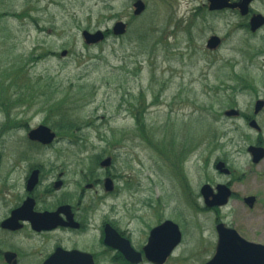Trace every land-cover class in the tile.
<instances>
[{
    "label": "rangeland",
    "instance_id": "obj_1",
    "mask_svg": "<svg viewBox=\"0 0 264 264\" xmlns=\"http://www.w3.org/2000/svg\"><path fill=\"white\" fill-rule=\"evenodd\" d=\"M143 1L136 16L131 0H0V144H24L43 124L70 166L99 169L113 153L129 155L141 192L123 199L144 200L149 224L161 210L181 225L171 264H202L218 223L264 244V159L253 164L247 151L264 147V110L253 113L264 98V28L253 35L237 25L240 15L198 8L207 0ZM253 8L264 15V0ZM196 9L202 15L192 27ZM117 21L127 23L124 35L85 42L84 30H112ZM212 33L227 37L217 52L206 48ZM231 109L254 115L262 130L225 115ZM67 116L80 129L52 126ZM219 161L230 175L217 171ZM206 183L233 191L218 211L204 204ZM250 195L252 208L244 202Z\"/></svg>",
    "mask_w": 264,
    "mask_h": 264
},
{
    "label": "flooded vegetation",
    "instance_id": "obj_2",
    "mask_svg": "<svg viewBox=\"0 0 264 264\" xmlns=\"http://www.w3.org/2000/svg\"><path fill=\"white\" fill-rule=\"evenodd\" d=\"M255 1L250 2L246 14L240 7L211 10L210 0L198 8L205 6L211 15L226 11L240 15L241 21L237 25L256 35L264 24L252 30V18L261 14L253 8ZM229 2L237 5L243 1ZM196 10L191 17L192 27L202 15ZM105 32L106 37L113 34L110 29ZM212 36L219 38L214 48L208 47ZM226 38L212 33L206 39V48L217 52ZM240 80L243 83L250 81L245 77ZM258 100L264 101V98L255 99V116L264 110L263 105L256 113ZM254 115L239 110L237 116L250 123L256 120ZM253 129L262 130L261 126ZM57 137L56 133L54 141L45 144L30 139L27 134L24 144L18 142L10 149L0 144V264H157L148 259L146 251L152 230L166 221L182 228L174 216L165 217L161 210L153 212L154 223L149 224V213L142 208L147 205L144 200L133 206L123 199L127 194L141 192L139 181L130 172L134 170L129 155L113 153L108 157L111 158L108 166L102 165L105 159L99 161V169L95 166L85 169L82 161H75V165L70 166L63 150L57 149L61 146ZM132 184H136V192H131ZM184 185L191 200L193 190L186 181ZM208 208L219 210V207ZM108 226L114 230L110 244L106 243ZM181 242L163 264L172 263ZM217 242L202 264L213 259ZM128 247L135 254L130 253Z\"/></svg>",
    "mask_w": 264,
    "mask_h": 264
},
{
    "label": "water",
    "instance_id": "obj_3",
    "mask_svg": "<svg viewBox=\"0 0 264 264\" xmlns=\"http://www.w3.org/2000/svg\"><path fill=\"white\" fill-rule=\"evenodd\" d=\"M241 4H231L229 0H210V9L218 10L227 7H240L243 14L248 12L249 4L253 0H242ZM134 14L136 16L141 15L145 9L146 4L143 0H137L133 4ZM264 24V15L258 14L252 18L251 25L252 30H256ZM113 34L116 36H122L127 32V23L123 21H117L113 26ZM83 38L88 45L98 44L105 40L106 32L104 30H97L91 32L84 30ZM219 38L212 36L208 41V47L214 48L218 45ZM67 50L61 53L62 56H66ZM264 105L263 100H258L256 103L255 111L259 112ZM239 114L238 109H231L225 112V115L229 117L237 116ZM250 127L260 129L259 124L254 119L249 123ZM28 136L32 140L40 141L45 144L52 143L56 137V133L47 125H39L38 127L29 131ZM247 151L251 155V161L253 164H259L264 159V147L259 145H249ZM111 158H106L102 161L103 166L110 164ZM216 169L224 175H230L231 170L227 167L224 161H219L216 164ZM109 183V181H108ZM201 195L204 199V204L207 207H222L228 204L233 191L227 184H218L215 188L206 183L202 186ZM244 202L251 208L254 207L256 197L253 195L246 196ZM218 233V242L216 253L213 259L206 264H264V244L249 241L239 234V232L227 226L225 223H218L216 225ZM111 228L107 227L106 243L111 242L112 237ZM116 234V232H115ZM182 241V232L177 224L172 221H166L160 226L152 230L148 247L146 248L147 257L149 260L163 264L172 250ZM129 252L134 253V250L130 247ZM135 254V253H134ZM139 255V254H138ZM49 264V263H47Z\"/></svg>",
    "mask_w": 264,
    "mask_h": 264
},
{
    "label": "trees",
    "instance_id": "obj_4",
    "mask_svg": "<svg viewBox=\"0 0 264 264\" xmlns=\"http://www.w3.org/2000/svg\"><path fill=\"white\" fill-rule=\"evenodd\" d=\"M137 120L142 122V118L140 116L137 117ZM52 126H57V127H60V128L63 127V128H66L67 130H69L70 128L80 129V124H78L77 122L73 121L68 116L63 118L62 121H58V124L55 123V125L53 124ZM194 148H195V146H194ZM158 150H160V148H158ZM98 159H99V157H98ZM176 163H177V161H176Z\"/></svg>",
    "mask_w": 264,
    "mask_h": 264
}]
</instances>
